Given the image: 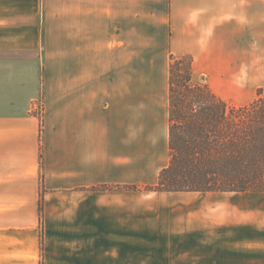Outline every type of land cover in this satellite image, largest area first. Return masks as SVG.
<instances>
[{"label":"crops","instance_id":"obj_1","mask_svg":"<svg viewBox=\"0 0 264 264\" xmlns=\"http://www.w3.org/2000/svg\"><path fill=\"white\" fill-rule=\"evenodd\" d=\"M262 46L264 0H0V264H264L260 192L144 189L170 53L240 106Z\"/></svg>","mask_w":264,"mask_h":264},{"label":"trees","instance_id":"obj_2","mask_svg":"<svg viewBox=\"0 0 264 264\" xmlns=\"http://www.w3.org/2000/svg\"><path fill=\"white\" fill-rule=\"evenodd\" d=\"M169 58L170 144L173 118L178 116L195 135L198 144L193 156L200 159L202 168L208 169L204 173L200 168L195 170L205 182L202 186L195 189L172 186L169 182H178L182 175L186 178L190 175L178 170L174 155H171L158 182L144 189L264 192V92L259 89L256 97L244 105L229 104L215 95L206 82L195 80L191 56L170 53ZM179 92V100L185 104L180 113L175 111L174 95Z\"/></svg>","mask_w":264,"mask_h":264},{"label":"rangeland","instance_id":"obj_3","mask_svg":"<svg viewBox=\"0 0 264 264\" xmlns=\"http://www.w3.org/2000/svg\"><path fill=\"white\" fill-rule=\"evenodd\" d=\"M261 48H262L261 49L262 58L264 60V46H262ZM261 76L262 77L260 78L259 86H255V93L253 94V96L255 97L259 89H261L264 92V69L261 71ZM194 78L197 81H201V80L203 81L202 78L204 77L198 74H194ZM180 94H181L180 92L174 94L177 100L175 111L179 113L185 109L184 108L185 104L182 103L181 100H179ZM173 119H174V124H173L172 142L170 144V153L171 155H174L176 166L179 167L178 170L179 171L181 170L185 172V174L190 175V178H186L185 175H182L180 178L177 177L180 181L178 182L173 181L169 183L172 186H185L184 187L185 189H192V188L195 189L194 187L202 186L205 183L200 178L201 176H199L195 172V170L200 168L202 169V173H204V171H206L208 168L207 169L205 167L202 168V166L199 165L200 159L197 156H193V152L196 151L195 147L198 143L196 142L195 135L192 134L191 130L188 128L186 121L183 120V118H180L178 116H175ZM204 159H207V158L204 157ZM192 174H194V177L192 176ZM184 178H186V180H184ZM182 191H200V190H182ZM200 192H203V191H200ZM228 192H252V191H228ZM260 193H261V196L264 197V192H260Z\"/></svg>","mask_w":264,"mask_h":264},{"label":"built area","instance_id":"obj_4","mask_svg":"<svg viewBox=\"0 0 264 264\" xmlns=\"http://www.w3.org/2000/svg\"><path fill=\"white\" fill-rule=\"evenodd\" d=\"M34 110L36 112L37 115H41L42 112H43V103H42V100L41 99H38L35 103V106H34Z\"/></svg>","mask_w":264,"mask_h":264}]
</instances>
